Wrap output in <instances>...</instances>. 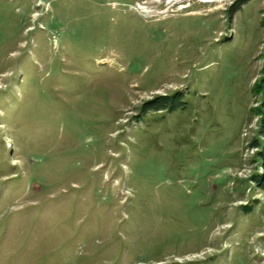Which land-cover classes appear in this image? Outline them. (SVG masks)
I'll list each match as a JSON object with an SVG mask.
<instances>
[{
  "label": "rangeland",
  "instance_id": "obj_1",
  "mask_svg": "<svg viewBox=\"0 0 264 264\" xmlns=\"http://www.w3.org/2000/svg\"><path fill=\"white\" fill-rule=\"evenodd\" d=\"M0 264H264V0H0Z\"/></svg>",
  "mask_w": 264,
  "mask_h": 264
},
{
  "label": "bare ground",
  "instance_id": "obj_2",
  "mask_svg": "<svg viewBox=\"0 0 264 264\" xmlns=\"http://www.w3.org/2000/svg\"><path fill=\"white\" fill-rule=\"evenodd\" d=\"M200 2H205V3H208V2H211V0L207 1V0H199ZM148 14H153L152 11H147Z\"/></svg>",
  "mask_w": 264,
  "mask_h": 264
}]
</instances>
